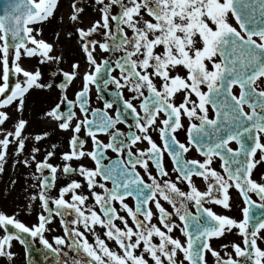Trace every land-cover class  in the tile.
<instances>
[{"label":"snow or ice","instance_id":"1","mask_svg":"<svg viewBox=\"0 0 264 264\" xmlns=\"http://www.w3.org/2000/svg\"><path fill=\"white\" fill-rule=\"evenodd\" d=\"M61 8L0 9V174L10 155L34 169L26 207L42 209L31 225L0 211V264H16L14 241L30 250L35 238L60 264L72 254L71 264H264V0ZM89 8L98 18L86 24ZM93 87L113 99L93 107ZM57 133L67 134L62 164L52 162ZM58 174L69 179L57 188ZM233 191L240 217L214 210H231ZM57 218L64 235L53 243Z\"/></svg>","mask_w":264,"mask_h":264},{"label":"flooded vegetation","instance_id":"2","mask_svg":"<svg viewBox=\"0 0 264 264\" xmlns=\"http://www.w3.org/2000/svg\"><path fill=\"white\" fill-rule=\"evenodd\" d=\"M83 70V69H82ZM110 88H114V86L110 85ZM113 99V94L108 89H105L104 95H100L98 91L93 87V94H92V106L96 108H103L105 100L111 101ZM116 105L113 106V109L110 110L114 114ZM45 125L41 123L39 127L35 126L29 131H39L40 128L44 127ZM119 127L123 131L128 130L127 124H121ZM157 134L153 133V136L155 137ZM67 134L64 133H57L51 138V143H55L57 145L56 152L57 155L52 158L53 163L62 164L63 160L61 158V153L63 151L68 150V141L66 139ZM104 138V137H102ZM179 138L184 141L186 140V135L181 130ZM42 145L47 146L49 144L48 140L42 141ZM52 150V149H48ZM43 153L40 154L38 158H42ZM189 158L191 157H199V153L196 152L195 149H193L189 154ZM85 164L92 165L93 162L90 160V158L85 159L83 161ZM78 163V162H74ZM166 165L171 169L172 163L170 157L166 158ZM5 172L3 174H0V183L3 184L4 182H7L8 187H0L1 195L4 197L5 201L0 199V201H4V203H0V209L4 212H8L9 214L12 213H18V218L23 220L26 223L35 224L37 222V214L42 211L40 207L39 201L35 202L31 208L26 207L28 204V194L29 192L37 191L35 188H29V184H34L35 181L30 179V173L34 171V169L26 168L23 164H15V157L10 155L7 161V164L5 165ZM173 177L175 176V173H172ZM68 177H64L58 174L57 179V188L62 187L67 181ZM12 181H15V184L12 183ZM109 186L111 184L109 183ZM203 187V185H201ZM86 191V190H85ZM55 194V189L53 190ZM233 196V207L231 210H225L221 206H215L214 210L218 212H227V214L234 216V217H240V205L242 203L241 197L236 191L232 192ZM255 198V197H254ZM129 203H133L132 198H129ZM169 207V210L171 211V207ZM195 211V208L192 209ZM51 228V231H47L45 233V236L47 239H49L50 242L54 243V237L56 235H64L63 233V226L59 223V218L54 220L52 224L49 226ZM101 233L103 232V229H99ZM89 235V239L93 240V236L91 234ZM239 233L237 232L235 235L229 234L227 236L226 240H214V246L219 248L220 244L222 242H228V241H239ZM33 243L35 244L36 248L41 250V255L39 257V261L42 264H60V260L64 258L63 255H57L56 253H52L50 250L45 248V246L40 242L39 238H35L33 240ZM110 246H114L112 242H109ZM17 253L16 257V264H30V260L27 257L26 251L24 248L17 247L16 250H14ZM64 254H69L70 249L67 246H64L63 248ZM74 255V254H72ZM72 255L68 256L69 264H71Z\"/></svg>","mask_w":264,"mask_h":264},{"label":"rangeland","instance_id":"3","mask_svg":"<svg viewBox=\"0 0 264 264\" xmlns=\"http://www.w3.org/2000/svg\"><path fill=\"white\" fill-rule=\"evenodd\" d=\"M63 2V8H61V12L63 13H66L69 9H68V4H69V0H62ZM64 10V11H63ZM87 18L89 20H92L94 18H98L97 15H96V12H95V9L94 8H89L88 11H87V14L85 16V23L87 24ZM88 20V21H89ZM57 27V25L55 24V22H53L52 25L48 26L46 28V35H48L49 37L51 36L52 34V31ZM73 45L75 46L76 45V41H73ZM35 60L31 61V63L27 64L26 66H29L31 67L33 64H35ZM0 187H8V184L7 182H4L3 184L0 183ZM0 199L4 200V197H2L1 195V191H0ZM4 201H0V203H4ZM1 211V210H0ZM0 235H2V232H0ZM14 243V248L13 250H16L17 247H20V244L18 242H13ZM21 248V247H20Z\"/></svg>","mask_w":264,"mask_h":264},{"label":"water","instance_id":"4","mask_svg":"<svg viewBox=\"0 0 264 264\" xmlns=\"http://www.w3.org/2000/svg\"><path fill=\"white\" fill-rule=\"evenodd\" d=\"M5 6V0H0V9H2ZM102 93V90L100 91ZM29 251V250H28ZM28 254L31 257H34V255H36L37 253L34 250L33 245H31L30 251L28 252Z\"/></svg>","mask_w":264,"mask_h":264},{"label":"bare ground","instance_id":"5","mask_svg":"<svg viewBox=\"0 0 264 264\" xmlns=\"http://www.w3.org/2000/svg\"><path fill=\"white\" fill-rule=\"evenodd\" d=\"M63 11H64V10H63ZM88 20H89V19L87 18V23H88Z\"/></svg>","mask_w":264,"mask_h":264}]
</instances>
